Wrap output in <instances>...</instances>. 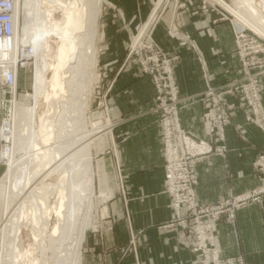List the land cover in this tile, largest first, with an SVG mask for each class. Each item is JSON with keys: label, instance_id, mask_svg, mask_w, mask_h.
I'll return each instance as SVG.
<instances>
[{"label": "crops", "instance_id": "1", "mask_svg": "<svg viewBox=\"0 0 264 264\" xmlns=\"http://www.w3.org/2000/svg\"><path fill=\"white\" fill-rule=\"evenodd\" d=\"M224 1L236 8L232 0ZM204 6V0L103 1L100 75L107 88L97 110L105 114L107 129L97 139L106 140L101 159L111 196L94 216V230L85 235L81 264H196L186 232L173 224L165 192L154 86L128 57V46L140 34L174 59L180 124L213 149L195 164L198 204L230 203L262 185L254 167L264 156V128L248 123L246 112L239 109L225 127L224 141H219L210 137V124L204 120L208 88L242 77L236 55L238 24L221 20L222 14L208 7L205 12ZM261 97L264 106V76ZM222 146L225 151H216ZM217 240L223 256L242 254L246 264H264V197L240 208L233 224L222 217Z\"/></svg>", "mask_w": 264, "mask_h": 264}, {"label": "bare ground", "instance_id": "2", "mask_svg": "<svg viewBox=\"0 0 264 264\" xmlns=\"http://www.w3.org/2000/svg\"><path fill=\"white\" fill-rule=\"evenodd\" d=\"M12 1L18 17L16 28L19 30L21 1ZM43 1H46L51 9L42 10ZM82 1L81 10L79 0H30L34 3L31 12H28V0L24 1V17H29L32 13L35 18L30 26L24 23L22 32L32 36L28 35L31 38V51L35 52V56L48 53L47 40L55 34L61 40V46L59 53L57 52L55 65L48 64L45 57L42 58L40 65L35 64L33 107L28 109L17 107L14 112L13 149L7 158L6 172L0 183L2 185L5 182L3 194L5 221L0 228V237L5 242L11 238L9 244L12 254L7 257L9 264H18L16 258H21V229L26 223L31 225V236L40 254V257L38 256L40 259L36 262L30 259L31 264H81V249L86 232L94 227L92 225L94 192L90 190L87 194L88 184L93 180L91 143L104 130L92 125L91 131H87L88 126L83 121L77 135L66 140L65 138L72 131L65 129L66 134L62 136L64 140L53 146L49 143L52 120L44 117L38 124L36 123L39 99L43 94L49 100L52 97L56 99V96L61 94V78L65 70L85 67L88 73L92 66V60L89 61V68L88 62L85 65L82 61V53L88 40L97 34L99 10L104 0ZM238 2V8H231V13L264 38V0ZM58 10L62 11L61 23L53 19V15ZM18 38L20 37L16 35L17 47H19ZM20 49L17 51L19 56ZM26 51L27 48H22L20 51L23 58L28 56ZM47 71H52L50 81L45 77ZM69 78L71 80V77ZM48 87L52 89L53 94L47 93ZM86 98L82 101L84 106L87 102ZM53 108H55L54 104L49 105V109ZM20 131H24L25 138L23 134L21 136ZM14 168H17L16 171ZM54 176H58V182L45 185V180ZM101 197L106 196L101 194ZM51 199L53 203H50ZM53 218L54 223H52ZM9 259L14 261L11 262ZM0 261L3 262L2 256Z\"/></svg>", "mask_w": 264, "mask_h": 264}, {"label": "built area", "instance_id": "3", "mask_svg": "<svg viewBox=\"0 0 264 264\" xmlns=\"http://www.w3.org/2000/svg\"><path fill=\"white\" fill-rule=\"evenodd\" d=\"M208 8L222 14L221 20H234L236 55L241 64L242 79L221 88H208L203 95L206 113L204 120L210 124L211 138L224 141L225 127L236 116L237 110L246 112V121L264 128V107L261 97V79L264 75V38L236 18L224 0H204ZM208 7V8H207ZM224 14H223V13ZM17 12L12 0H0V165L6 161L13 144L14 112L17 106L19 71L27 65L25 58L17 55ZM18 48V49H17ZM20 52V51H19ZM14 55L16 57L14 58ZM134 59L141 74L150 78L154 100L159 112L162 151L165 160V192L171 199L175 223L186 232L189 250L196 264H245L241 256L226 258L217 243V223L222 214L234 219V211L249 201L264 197V156L256 165L262 175V185L254 194L233 200L228 206H200L195 193L198 179L195 164L213 149L203 140L192 137L180 124L181 101L173 76L172 61L161 50L145 42L138 35L128 54ZM226 97H234L228 102ZM223 151L225 149H222ZM218 152H221L218 151Z\"/></svg>", "mask_w": 264, "mask_h": 264}, {"label": "rangeland", "instance_id": "4", "mask_svg": "<svg viewBox=\"0 0 264 264\" xmlns=\"http://www.w3.org/2000/svg\"><path fill=\"white\" fill-rule=\"evenodd\" d=\"M20 1H21V6H20L19 30H17V32H18L17 35L20 38H18L19 39L18 44H19V48H21L20 51L22 50V48H27V51L25 53L28 56L25 57L26 61L24 60V62H27V65L24 66L19 71L17 106L15 107V110L17 109V107H19V108L21 107V108H25V109L33 107L34 101H33L32 95L34 93L33 92V85H34L33 83H34V75H35L34 74L35 73V64L38 63V65H40L42 63V58L45 57V60L47 61L48 64L55 65L56 59L58 58L57 55L59 53V47L61 46V40L59 39V37L55 36L56 35L55 34L53 36H50V38L47 40V45L49 48L48 53L46 52V53H44V55L42 53H40V54L35 56V52L31 51L32 47H31V38L30 37H32V36L29 35L28 33H25L26 34L25 35L22 32V28L25 25L24 23H26V25L29 24L27 26H30V24L34 23L33 18H35V16H33V14L31 13L29 17H24L25 14L23 12L25 9L24 8V1L25 0H20ZM79 1H81L80 2L81 5L79 8L82 10L83 1L82 0H79ZM238 1L239 0H232L233 5H235L236 8H238V6H239ZM22 4H23V6H22ZM33 4H34L33 2L31 3L30 0H28V5H27L28 12H31L30 9H31ZM50 7L51 6L46 1L42 2V6H41L42 10L51 9ZM102 7H103V2L100 6L99 18L97 20V28H98L97 34L94 38L88 40L87 44H85V46H84V49H83L84 52L82 53V61L85 63V65L88 62L87 63L88 68H89V61L92 60V66H90L89 72L88 73L86 72L85 67L84 68L81 67V68H78L76 70L72 69V68H70L71 70L66 69L64 74H63L66 76L64 77L62 75V78H61V84H62L61 94L56 96V99L54 97H52V98H50V100L46 99V95L43 94V96L39 99V107L37 108V116H36L37 121H36V123L38 124L39 121L44 117H48L52 120L51 121L52 125L50 127V131H51V137H50V141H49L50 145L55 146L56 144H58L57 142H61L60 140H64V137L62 138V136H64L66 134L64 132L65 129H67V131H72V133L70 132L68 137L65 138L66 140L70 139V137L73 135H77V133L79 132L80 124H83V121H84V123L86 122V124L88 126V127H86L87 131H89V130L91 131L92 125H95L96 127L103 129L104 131L107 129L104 127L105 126L104 125L105 120H107L105 114H101V110H99V109L97 110L99 98L101 97V92L103 89L107 88L106 80H104L105 78L101 77V75H100V66H101L100 60H101V47H102V30H101ZM236 8H233V9H236ZM80 17H82V14ZM53 19L57 23H61L62 19H63L62 18V11L58 10L53 15ZM135 38H133L132 42L128 46V54H129V51L131 50V47H132V44H133ZM86 45H88L87 48H86ZM19 53H21V52H19ZM25 53L23 56H25ZM29 55H30V57H29ZM91 56H92V58H91ZM240 70H241V64H240ZM83 72H84V74H83ZM85 73H87V74H85ZM45 77L48 81H50V79L52 77V71H47L45 73ZM69 77H71V80ZM240 79H242V77ZM240 79H238V80H240ZM238 80H234L228 84L236 83ZM85 85H86V87H85ZM51 90L52 89H50V87H48L47 93L48 94L50 93V95L53 94L51 92ZM86 96L88 99L86 98ZM85 98L87 101L86 105H88V106L82 105V101H84ZM62 100L64 102H62ZM66 100H67V102H65ZM233 102L235 103V106L239 107L238 101L235 100ZM262 102H263V100H262ZM53 104H54L55 108L49 109V105H53ZM156 111L158 112L157 108H156ZM158 114H159V112H158ZM51 116H52V118H51ZM80 120H82V121H80ZM158 123H159V121H158ZM53 126H55V127H53ZM13 130H14V126H13ZM24 131H20V133H21V136L23 134V137L25 138L26 134H24ZM104 131L101 132L100 134H98L95 137V139L93 140V142L91 143V159H92L91 164H92V168H93V180H92V183L88 184L87 194L90 193V190H93V192H94V198H93V200H94L93 209L94 210H93V214H92V225L93 226H95V224L93 223L94 216L96 214L100 213L102 206L105 205V203L110 199V196H111V192L105 188L106 187L105 179L107 180V178L104 176L103 161L101 159L102 158V152L104 150L103 143H105L106 140L97 139L98 136H100L101 134L106 132V131L105 132ZM12 132L14 133V131H12ZM96 140H98V141H96ZM12 147H13V144H12ZM12 149L13 148H11V152H12ZM222 149H226V147L225 146L218 147V148H216V151L221 150V152H223ZM164 162H165V160H164ZM255 165H257V163ZM16 169L17 168H14V171H16ZM255 171H256L255 174H257L258 170H256V168H255ZM5 172H6V168L4 169V167L2 165H0V183H1V178L4 176ZM259 174L261 175L260 172H259ZM261 177H262V175H261ZM58 180H59L58 176H54L52 178L46 179L44 183H45V185H48L50 183H56V182H58ZM4 183L2 185L0 184V228L4 224V221H5V214H4L5 197L3 195L4 191H5ZM255 191H256V189L252 190L251 192H249L246 195L241 196L239 198H246V197L254 194ZM100 194H105V196H106L103 201L101 200ZM239 198H237V200ZM233 200H236V199H233ZM233 200H231V202ZM250 202H253V201H250ZM50 203H53V199H51ZM230 203L222 204L219 206L225 207V206H228V204H230ZM219 206L217 205V206H209V207H219ZM242 207H240V208H242ZM240 208H238L234 211V219L233 220H229L227 217V214L225 213V214H222L220 216L218 223L222 217H225L226 222L233 224L235 222L236 212ZM103 211H104V209H103ZM52 223H54V218L52 220ZM218 223H217V228H218ZM173 224H176L174 218H173ZM176 225H178V224H176ZM91 230H94V227H92L88 231H91ZM10 239L11 238H9L7 240V242H5V241H2L1 237H0V240H1L0 241V254H1L0 257L2 256V259H3L2 263L3 264H9L7 257H8V255L11 256V254H12V250L10 247L11 245L9 244ZM21 240H22V249H21V258L22 259L16 258L18 264H31L32 260L33 261L35 260L34 262H36V260H39L40 254L38 252V248L34 245V241H33V238L31 236V225L29 223H26L24 225V227H22V229H21ZM217 243L219 245L218 240H217ZM219 247H220V245H219ZM81 251H82V249H81ZM3 254L5 257L3 256ZM10 256H9V258H11ZM25 256L27 257V259H25ZM237 256L238 257L241 256L244 259V263L246 264L245 257L242 254L237 255ZM12 257H13V255H12ZM231 258H234V257H231ZM11 259H9V260H11ZM30 259H32V260H30ZM13 261L11 260V262H13ZM26 261H27V263H26ZM0 263H1V261H0Z\"/></svg>", "mask_w": 264, "mask_h": 264}]
</instances>
